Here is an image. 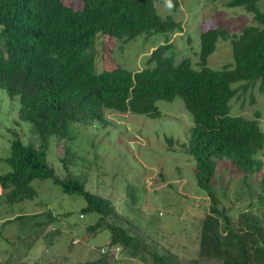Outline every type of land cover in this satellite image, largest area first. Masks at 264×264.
Wrapping results in <instances>:
<instances>
[{"label":"trees","instance_id":"trees-1","mask_svg":"<svg viewBox=\"0 0 264 264\" xmlns=\"http://www.w3.org/2000/svg\"><path fill=\"white\" fill-rule=\"evenodd\" d=\"M167 1L173 10L178 9V0ZM262 1L227 3V8H243L252 14L255 25L235 37L222 28L202 33L199 69L190 59L178 62L170 55L173 46L166 41L150 56L149 67L141 71L130 72L116 65L96 73L92 52L98 38L128 44L143 35L182 31V25L173 16H161L155 0H79L78 7L64 0H0V26L7 48V56L0 58V89L11 99L19 97V119L30 123L38 137L37 143L24 144L18 134L13 135L10 154L4 159L7 170L0 171V202L8 206L33 200L37 192L32 183L52 180L64 193L85 199L83 215L98 217L88 230L108 229V250L123 248L134 254L139 248L137 240L115 221L111 223V201L90 193L86 183L69 174V147L62 158L66 179L55 174L47 161L50 141L55 136L60 141H74V124L105 125L106 111L154 118L160 116L158 101L181 98L194 121L191 138L182 147L195 162L197 186L211 202L199 228L198 257L212 264H264L261 218L250 204L234 221L228 210L219 209L214 185L218 161H230L244 175L246 185L263 169L264 132L259 114L255 113L254 119L231 115V103L239 92L257 87L264 95ZM221 41L230 42L234 64L215 71L208 60ZM166 142L175 143L173 139ZM260 189L264 192V183ZM58 220L46 215L39 224L41 234L54 238L57 230L46 233V228ZM150 254L155 264H174L170 255L165 259ZM109 255L103 253L99 263L106 264Z\"/></svg>","mask_w":264,"mask_h":264},{"label":"rangeland","instance_id":"rangeland-1","mask_svg":"<svg viewBox=\"0 0 264 264\" xmlns=\"http://www.w3.org/2000/svg\"><path fill=\"white\" fill-rule=\"evenodd\" d=\"M64 1L79 6V0ZM155 1L159 14L173 16L182 31L143 35L128 44L98 38L92 52L94 72L111 70L116 65L130 72L141 71L149 67L150 56L166 41L173 46L170 55L178 62L190 59L199 69L202 33L222 28L235 37L255 25L253 15L243 8H227L230 0H178L176 10L167 0ZM260 9L264 12V0ZM2 30L0 26V58L7 56ZM233 64L230 42L221 41L208 66L219 71ZM156 107L160 116L154 118L106 111L105 125H72L74 141H60L56 136L51 139L48 164L59 178L66 179L62 158L65 147H69V174L86 183L90 193L110 200L114 207L111 223L115 221L137 240L139 248L134 254L121 247L120 252L109 253L106 264H155L150 253L165 259L170 255L174 264H194L195 260H199L198 264H212L198 257L199 228L210 212L211 202L197 186L195 162L182 147L191 138L193 117L181 98L158 101ZM19 109V97L11 99L0 89L2 172L7 170L4 159L10 154L14 134L24 144L38 141L32 125L19 119ZM231 109L232 116L248 119L258 113L264 132V95L257 87L239 92ZM166 139H173V146ZM261 159L263 169L247 185L243 183L244 175L230 161L217 163L214 185L219 209L228 210L234 221L252 204L251 210L264 226V192L260 189L264 183V152ZM32 187L37 192L33 200L8 206L0 202V264H100L111 233L104 227L96 233L88 230L98 217L94 213L83 215L85 199L64 193L52 180L34 181ZM48 214L59 218L46 228V233L57 230L54 238L41 234L39 224Z\"/></svg>","mask_w":264,"mask_h":264},{"label":"built area","instance_id":"built-area-1","mask_svg":"<svg viewBox=\"0 0 264 264\" xmlns=\"http://www.w3.org/2000/svg\"><path fill=\"white\" fill-rule=\"evenodd\" d=\"M107 251H108V253H113V252L115 253V252H120L121 250H120V248H112L110 250H108V249H106V250L103 249L102 250L103 253H106Z\"/></svg>","mask_w":264,"mask_h":264},{"label":"crops","instance_id":"crops-1","mask_svg":"<svg viewBox=\"0 0 264 264\" xmlns=\"http://www.w3.org/2000/svg\"><path fill=\"white\" fill-rule=\"evenodd\" d=\"M0 195H1V189H0Z\"/></svg>","mask_w":264,"mask_h":264}]
</instances>
